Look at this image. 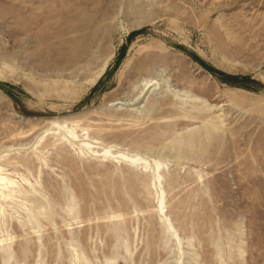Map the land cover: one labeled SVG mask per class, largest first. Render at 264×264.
Listing matches in <instances>:
<instances>
[{"label":"rangeland","instance_id":"rangeland-1","mask_svg":"<svg viewBox=\"0 0 264 264\" xmlns=\"http://www.w3.org/2000/svg\"><path fill=\"white\" fill-rule=\"evenodd\" d=\"M0 264H264V0H0Z\"/></svg>","mask_w":264,"mask_h":264},{"label":"bare ground","instance_id":"bare-ground-1","mask_svg":"<svg viewBox=\"0 0 264 264\" xmlns=\"http://www.w3.org/2000/svg\"><path fill=\"white\" fill-rule=\"evenodd\" d=\"M156 82V81H155ZM126 159H128L129 161H131V162H134V163H141V164H150L145 158H143V157H137V158H134V159H130V158H126ZM155 163H156V166H157V170H155V173H156V179L157 180H159L160 179V176H159V174H158V172H159V168H160V166H161V164L158 162V161H155ZM151 165V164H150ZM152 166V165H151ZM3 180H5V179H3ZM156 183H157V181H156ZM163 192V191H162ZM162 194V193H161ZM161 203V202H160ZM161 204H163V203H161ZM168 229L171 231V232H174L173 230V226L171 225V223L170 222H168Z\"/></svg>","mask_w":264,"mask_h":264}]
</instances>
